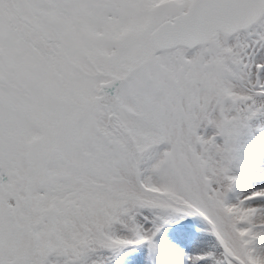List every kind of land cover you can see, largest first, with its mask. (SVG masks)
<instances>
[{
	"label": "snow or ice",
	"instance_id": "1",
	"mask_svg": "<svg viewBox=\"0 0 264 264\" xmlns=\"http://www.w3.org/2000/svg\"><path fill=\"white\" fill-rule=\"evenodd\" d=\"M0 264H264V0H0Z\"/></svg>",
	"mask_w": 264,
	"mask_h": 264
}]
</instances>
